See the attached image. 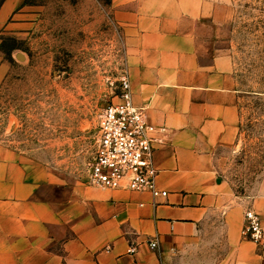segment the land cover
Returning a JSON list of instances; mask_svg holds the SVG:
<instances>
[{"label": "crops", "instance_id": "0c3cea01", "mask_svg": "<svg viewBox=\"0 0 264 264\" xmlns=\"http://www.w3.org/2000/svg\"><path fill=\"white\" fill-rule=\"evenodd\" d=\"M240 1L110 0L168 196L63 180L0 142V264H167L209 239L220 264H264V251L241 236L249 209L264 226V182L255 196L238 194L221 160L240 129L235 65L221 45ZM24 5L5 0L0 31Z\"/></svg>", "mask_w": 264, "mask_h": 264}, {"label": "rangeland", "instance_id": "374dc122", "mask_svg": "<svg viewBox=\"0 0 264 264\" xmlns=\"http://www.w3.org/2000/svg\"><path fill=\"white\" fill-rule=\"evenodd\" d=\"M109 3L25 0L5 25L14 28L0 31V142L63 180L89 178L100 117L129 75L125 35ZM225 31L240 129L221 153L222 170L238 194L251 197L264 182V0L237 3ZM209 240L167 264H220L223 252Z\"/></svg>", "mask_w": 264, "mask_h": 264}, {"label": "built area", "instance_id": "2783aa9c", "mask_svg": "<svg viewBox=\"0 0 264 264\" xmlns=\"http://www.w3.org/2000/svg\"><path fill=\"white\" fill-rule=\"evenodd\" d=\"M117 102L108 105L99 120L96 152L87 182L95 187L151 193L167 197L157 187L155 151L159 141L152 136L145 109L134 103L128 74L120 79ZM241 231L244 240L264 251V226L261 216L249 209ZM152 249L157 241L150 242ZM135 252V249L132 250Z\"/></svg>", "mask_w": 264, "mask_h": 264}, {"label": "trees", "instance_id": "16d2710c", "mask_svg": "<svg viewBox=\"0 0 264 264\" xmlns=\"http://www.w3.org/2000/svg\"><path fill=\"white\" fill-rule=\"evenodd\" d=\"M4 2H5V0H0V8L3 5Z\"/></svg>", "mask_w": 264, "mask_h": 264}, {"label": "water", "instance_id": "95a60500", "mask_svg": "<svg viewBox=\"0 0 264 264\" xmlns=\"http://www.w3.org/2000/svg\"><path fill=\"white\" fill-rule=\"evenodd\" d=\"M20 58V57H19Z\"/></svg>", "mask_w": 264, "mask_h": 264}]
</instances>
